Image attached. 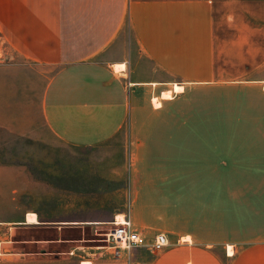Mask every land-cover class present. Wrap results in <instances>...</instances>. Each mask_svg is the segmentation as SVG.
I'll use <instances>...</instances> for the list:
<instances>
[{
	"label": "crops",
	"instance_id": "0c3cea01",
	"mask_svg": "<svg viewBox=\"0 0 264 264\" xmlns=\"http://www.w3.org/2000/svg\"><path fill=\"white\" fill-rule=\"evenodd\" d=\"M0 36L54 72L45 126L74 147L118 145L126 217L146 242L167 235L118 264H264V0H0ZM15 224L1 167L0 264Z\"/></svg>",
	"mask_w": 264,
	"mask_h": 264
},
{
	"label": "rangeland",
	"instance_id": "374dc122",
	"mask_svg": "<svg viewBox=\"0 0 264 264\" xmlns=\"http://www.w3.org/2000/svg\"><path fill=\"white\" fill-rule=\"evenodd\" d=\"M124 35L132 39L128 30ZM53 73L28 61L0 36V168L14 172L16 220L15 255L4 264H118L127 251L116 258L105 247L107 235L117 228L115 220L130 221L122 149L74 147L45 126L43 95ZM158 102L156 95L154 107ZM27 212L39 214L41 224L27 227L22 221ZM29 221L37 222L36 215ZM152 242L139 248L151 252Z\"/></svg>",
	"mask_w": 264,
	"mask_h": 264
},
{
	"label": "built area",
	"instance_id": "2783aa9c",
	"mask_svg": "<svg viewBox=\"0 0 264 264\" xmlns=\"http://www.w3.org/2000/svg\"><path fill=\"white\" fill-rule=\"evenodd\" d=\"M115 224L117 228L107 235L108 245L105 248H109L116 258H120L125 251L130 252L134 248L148 245L146 238L140 232L134 230L130 221L126 220L118 224L115 220ZM169 244L167 235L159 233L155 236L153 242L149 244V247L154 254H158Z\"/></svg>",
	"mask_w": 264,
	"mask_h": 264
},
{
	"label": "bare ground",
	"instance_id": "6f19581e",
	"mask_svg": "<svg viewBox=\"0 0 264 264\" xmlns=\"http://www.w3.org/2000/svg\"><path fill=\"white\" fill-rule=\"evenodd\" d=\"M176 91L177 92H182L183 91V88L182 87H178V86H176ZM119 223H122V222H118V224Z\"/></svg>",
	"mask_w": 264,
	"mask_h": 264
}]
</instances>
